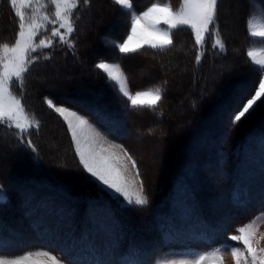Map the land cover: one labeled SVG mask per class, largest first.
<instances>
[{
    "label": "rangeland",
    "instance_id": "1",
    "mask_svg": "<svg viewBox=\"0 0 264 264\" xmlns=\"http://www.w3.org/2000/svg\"><path fill=\"white\" fill-rule=\"evenodd\" d=\"M133 1L134 0H130L131 6H133ZM89 5L90 7H88ZM65 7L72 9V3L60 5L61 11ZM184 7L187 6L183 4L182 8ZM262 8H264V0H225L221 17L224 32L227 36L230 34L236 35L237 40L230 45L232 53L230 57L225 60L219 59L209 62L201 68L199 83L192 82L191 73L188 75L184 73L188 68L192 69L186 55L172 56L166 59L163 64H158L156 60L150 59L147 62L139 58L134 60L127 59L126 63L133 68L131 70L134 72L135 82H140L142 83L141 86H143H138L139 88L133 89L129 85L128 76L124 68L119 61L112 58V50L106 47L109 38H111L109 31L122 29L123 20H121L120 24H116L112 21L113 15L115 17H119L120 15L114 13V8H110L106 0H89L88 4H84L83 0H79L77 7L72 9L71 12V21L75 26V31L71 33L68 39L74 46H79L81 48L80 51H75L76 53L73 52L71 55H74V57L71 58H68L66 54L62 56L58 54V52L56 53V48L64 47L63 49H65V52L70 48L66 44H62L58 37L53 38L54 43L50 47H45L31 53L32 57H39V59H36L35 62L30 65V70L24 74L23 90L21 91L18 83L11 84L13 94L22 97V104L28 116H34L35 119L39 121V128L32 127L29 134L25 136L24 143L21 144L17 129L8 128L0 124V193H2L5 198L4 201H0V213L6 214L7 212L11 214L9 216V218H11V223L21 222L22 217L20 216L21 213L19 214L18 212L17 204L18 197H16L17 195L15 196L16 193L13 189L16 187L15 184H13V182H15L13 179L15 178L22 180L30 177H37L40 179L38 180L39 184H42L41 180L48 178L52 179L56 174H62L61 176L65 181L63 185L67 186L73 184V186L76 187L75 196H80V194H77L80 190H90V192H92H88L86 196H83L85 198L98 196L93 192L101 190L79 163V157L76 155L72 132L69 131L68 123L65 122L66 124L64 123V126L62 125L61 128V123L59 124L57 122L58 126L56 122L52 121V118L48 117L47 113L44 112L45 110L41 109L42 100L49 108L46 103V98L51 99L56 106H65L71 111L77 112L88 121L91 127L85 125L83 126V131H81L79 122L72 117H68V120L72 123L73 129L76 131L79 145L83 149L99 153L101 156L110 157V162L120 170L131 194L139 193L142 178L143 194L147 197V201H158L159 199L157 198L160 188L162 189V187L166 186L167 181L171 183L176 171L179 169V171L185 173L184 175L188 177L191 184L204 197V206L210 207L213 203L215 204L221 201L224 203L225 196L223 189H225V187L222 185L221 181H225L226 177L224 176L229 175L231 169H227V167L225 169L223 168V164L220 165L216 162L219 161L217 158H219L220 155V158H222L224 154L221 152L222 145L225 141L226 143L228 141L233 142L235 139L232 146L234 147L236 144L235 141L242 140L245 133L254 128V123L256 121L258 122L261 117H264V100H262L257 102L254 109L251 110L246 117L242 118L235 127L232 126L231 121L228 119V110L235 105L237 98L242 93L249 95V97L251 94H254V85L258 86L257 78L264 76V73L260 71L259 77L256 75L257 73L244 72L243 69H245L246 66L242 60V55L240 56L238 54L241 45L244 44L242 42L243 21L240 18L241 14H249L246 30L250 35L252 31H257L259 29ZM180 9L173 11L176 12ZM56 10V6L52 5L51 0H17L15 5H11L9 0H0V55L4 56V64H9L12 59V53H5L3 45L8 44L9 47H11L15 43L19 31V17L21 15L24 17L25 32L28 31V23H30L32 19L46 26V30H39V38H34L33 40L34 43H39V39L51 38L52 28L59 27V24L62 22L61 20H57L56 24L52 25L48 23L47 20L43 19L45 15L50 19H56ZM140 12L141 11H135V13ZM130 28L131 23L129 30ZM158 28L168 33L171 30L167 24L162 22L159 24ZM60 31L64 32L65 29H60ZM127 36L128 35L121 41H119V39L113 40H118V45L122 43ZM220 44L223 45V48L219 46ZM212 45H216L215 48L218 50L224 49L223 41L216 30L213 32ZM204 46L205 43L202 47L198 46L199 52L203 53ZM261 47H264V41L250 35V40L246 41L244 44V52L248 54L250 50L259 49ZM89 48H93L95 51ZM117 49L118 52H120L118 47ZM67 52L69 53V50ZM99 53L101 55L97 56ZM76 54L77 57L75 56ZM44 56H47L48 59H44ZM250 58L258 65L257 67L259 70L260 63L264 62V53H254L253 57ZM78 60L83 64H79ZM93 60H95L97 64L100 62L118 63L121 66V70L126 74L128 88L133 94L136 91H146L156 87L162 89L163 99L154 107L155 113L152 112V108L143 107L147 108L148 113L135 117V119L144 118L143 120H147L148 118V127L153 124L154 128H156L151 132V127H149V129L148 127H146V129L143 127L139 128V126H144V123H134L136 129L133 128L131 130L132 133L141 131L137 134V140L133 143L134 152L131 151L130 153L124 145L98 128L94 123L95 119L89 117L91 116V112L83 111V109H88H86L82 103H78V99H75L82 96L89 97V95L95 97L98 93L99 82L95 80V74L91 67ZM84 61L86 63H84ZM148 73L151 75L149 76ZM161 73L167 81L158 76V78L155 79V74L160 75ZM243 74L246 75L243 76ZM239 76L246 77V80H241ZM235 78L236 80L233 83V79ZM229 85L230 89L227 91L226 88H228ZM166 86L168 90H165ZM51 89H53L54 93L49 92ZM166 91L168 94H166ZM165 94L166 97L164 98ZM110 97L114 99L113 94H110ZM86 100H84V102H86ZM195 102L198 104V107L194 110L192 105ZM160 105H162V107H160ZM49 109L54 111L61 121H65L53 108ZM23 122L25 127H28V122ZM5 123L9 122L5 121ZM145 130L148 131V135L144 133L146 132ZM177 134L180 136V140ZM142 135H146V138L142 139ZM181 137L186 138L182 139ZM28 139H31L36 147L37 151L35 153L27 147ZM116 145L120 147H115ZM225 146L227 147V145ZM125 150L137 161L141 173L140 178H137L136 170L132 167L131 160L124 154ZM249 154L250 153L245 157V163L248 165L245 170L250 173V181H245L248 184L251 183L254 185L258 180H260L259 182H264V175L261 171L262 166L259 165V161L256 162L254 156ZM230 156L231 158L233 157L231 154ZM200 157H202L201 160ZM73 160L75 162H72ZM176 166H178V168L175 171L174 168ZM157 167L158 169L160 167V172L156 170ZM34 169L37 170L35 171L36 173ZM156 171L159 174L155 173ZM156 174H158V176L160 175V177L158 178ZM29 175L31 176L29 177ZM84 192L85 191H83L82 194ZM104 195L117 205V207L121 208L126 218L130 222H134L135 226L139 224L142 225L143 223V225H145L144 228L152 226L149 220V214L140 212L141 215L136 211V208L141 206L144 207L146 204L129 205L127 202H120L123 200V197L117 200L108 192H104ZM248 199L249 200L242 206L230 205L227 206V208H218L220 213L224 214V219L220 220L217 218L218 220H215L217 221L215 224L219 225L221 222L223 224H229L230 221L224 222V220L232 214L235 215L240 213L237 211H241L240 208L243 206L250 208L253 204H262L264 201V187H261L257 191V194L255 193L253 199ZM28 200L29 202H26L27 205L35 202L32 199L31 201L30 199ZM4 214L2 215L6 218ZM248 224L252 225L250 230L252 233V247L257 250L264 249V210H262L248 219L244 224L239 225L236 231L230 233L228 242L203 250L174 249L165 251L151 264H158V262L169 264V262L172 261L179 264L181 260L192 261V258L197 254H203L205 252L210 253L217 248H224L226 246L228 250L222 252V259L218 261V264H237V260H234L231 255V247H239L243 251V255L238 256V264H251V257L248 255L243 244H237L236 241L230 239L233 235H239L237 230L240 227ZM227 230L228 228H226V231ZM135 231L137 230L135 229ZM145 232L146 231H144L143 234H145ZM33 242H35L33 239H26L23 243V246L26 247L24 250L12 248V251L10 250L8 252L4 250L0 252V259H3L5 264H11V261L29 252L35 253L44 251L50 252L57 258L64 257L59 252H56L59 247L58 243L54 241L45 244L48 245L45 247H33V244H31ZM257 255L258 257H264V252L258 251ZM66 259L63 258L64 261L68 260ZM211 259V257L206 259L204 264H211ZM32 261L42 262V264H52L51 258L43 255H33L29 257L28 264H31Z\"/></svg>",
    "mask_w": 264,
    "mask_h": 264
},
{
    "label": "trees",
    "instance_id": "2",
    "mask_svg": "<svg viewBox=\"0 0 264 264\" xmlns=\"http://www.w3.org/2000/svg\"><path fill=\"white\" fill-rule=\"evenodd\" d=\"M106 1H108L110 8H114V13L120 15V18L114 15L112 18L123 20L122 29L110 33L111 38H109L106 47L112 50V58L119 61L124 68L128 76L129 85L133 89L143 86H141L142 83L135 82L134 72L131 70L133 68L126 63L127 59L134 60L139 58L144 62L151 59L156 60L158 64H163L166 59L172 56L186 55L192 69L188 68L184 73L187 75L191 73L192 82L199 83L201 68L209 62L219 59L225 60L232 54L230 45L237 40V37L232 34L227 36L224 32L221 17L225 0H218L216 21L224 49L218 50L212 45V33L205 41L203 56L199 64L196 62V54L199 49L195 43L194 35L189 28L184 26L174 29L172 33L173 43L164 49H153L149 46H144L136 52L121 53L118 52L116 46L118 40H113L119 39L121 41L128 35L132 18L131 12L141 11L155 2H169L172 6H178L181 0H134L131 10L116 4L114 0ZM248 16L249 14L245 15L242 13L240 17L243 21L242 42L244 44L250 40V35L246 30ZM214 30L216 29L213 28V32ZM244 44L241 45L238 52L240 56L242 55V60L246 66L243 71L257 73L256 75L259 77L258 65L244 52ZM63 48H56L55 51L62 56L66 54L68 58L74 57L71 54L75 51L79 52L81 49L75 45L74 48L68 49V53V50L65 52ZM99 55L101 54L99 53L97 56ZM75 56L77 57V54ZM84 63L86 62L84 61ZM79 64L82 65L83 63L80 61ZM96 64L95 60H93L91 67L95 74V80L99 82L98 93L95 97L89 95V97L82 96L75 99H78V103H82L88 109H83V111L91 112V116H88L95 119L94 123L98 128L124 145L130 153L131 151L134 152L133 143L137 140V134L141 132L132 133L131 130L136 127L134 123H144V126H139V128L143 127L146 129L148 127L147 122H149L147 116L148 121L143 120L144 118L135 119V117L148 113V110L147 108L131 107L130 102L120 94L115 83L109 81L106 73L98 69ZM245 75L243 74V76ZM155 76V79L158 77L164 78L162 73L160 75L155 74ZM239 77L241 80H246V77ZM236 78L233 79V83ZM164 80L167 81L165 78ZM229 89L230 85L226 90L228 91ZM165 90H168L167 86ZM49 92L54 93L53 89ZM110 94L114 95L115 100L110 97ZM166 94H168L167 91ZM67 99L71 100L70 98ZM41 106V109L45 110L44 112L47 113L48 117L53 119L52 121L61 123V128L62 125L64 126L65 121H61L59 116L49 109L43 100ZM192 107L195 110L198 104L195 102ZM152 112L155 113L154 108H152ZM254 124V128L248 130L242 140L235 141L234 147L232 146L235 139L233 142L228 141L226 143L225 141L221 149L224 154L222 158H220L221 155L217 158L219 160L216 161L217 164H223V168L231 169L229 175L224 176L226 177L225 181H221L225 187L223 189L225 202L222 203L221 201L222 205L213 203L210 207L204 206V197L191 184L188 177L184 175L185 173L179 171V169L177 170L178 166H176L174 169L177 171L172 182L169 183L167 181V185L162 187V189L160 188L157 198L159 200H150L144 207L136 208L138 213L149 214V220L152 223L151 227L144 228V223L135 226L134 222H130L126 218L124 211L108 199L101 190L93 192L98 196L83 197L90 190H80L77 192L80 196H75L76 187L73 184L63 185L65 181L61 176L62 174H56L52 179L50 178L51 180L49 178L41 180L42 184H39V178H32L30 177L31 175L27 179H13L15 181L13 184L16 186L13 189L16 193L15 196L17 195L16 197H18V212L19 214L21 213L22 219L19 223H11V218H9L11 214L7 212L6 214L0 213V252L4 250L9 252L10 250L12 251V248L24 250L26 247L23 246V243L26 239H33L35 241L31 243L33 247L48 246L45 244H49L50 241L58 243L59 248L56 252L62 254L64 259L67 258L71 261V264H151L165 251L174 249L203 250L228 242L230 233L236 231L239 225L244 224L256 213L264 210V201L260 205L253 204L250 208L243 206L240 208L241 211H237L240 213L232 214L224 220V222L230 221L229 224H223L222 222L219 225L215 224L217 222L215 220H218L217 218L220 220L224 219V214L220 213L217 208H227L230 205L242 206L249 200L248 198L253 199L255 193L257 194V191L264 187V182H259L260 180L255 185L248 184L245 181H250V173L245 170L248 166L245 163V157L248 153L255 157L256 162L259 161L264 175V117H261ZM149 127L152 128L151 132L156 128H154L153 124ZM145 131L144 133L148 135V131ZM146 135H142V139H145ZM230 154L233 156L232 158ZM72 162L75 161L73 160ZM35 171L37 170L34 169ZM83 191L85 192L82 194ZM28 199L30 201L32 199L35 202L27 205ZM2 214L6 215V218ZM226 228H228L227 231ZM144 231H146L145 234H143Z\"/></svg>",
    "mask_w": 264,
    "mask_h": 264
},
{
    "label": "snow or ice",
    "instance_id": "3",
    "mask_svg": "<svg viewBox=\"0 0 264 264\" xmlns=\"http://www.w3.org/2000/svg\"><path fill=\"white\" fill-rule=\"evenodd\" d=\"M9 2L11 5H15L17 0H9ZM114 2L131 10L130 0H114ZM51 3L57 9L55 13L56 19H50L47 15L43 19L52 25H55L57 20L62 21L59 27L52 28L51 38L39 39V43H34V38H39V30H46V26L32 19L28 23V31L25 32V20L23 15H21L19 17V31L15 43L11 47L8 44L3 45L5 53H12V59L9 64H4V56L0 55V124L8 128L17 129L21 144L24 143V138L29 134L32 127L39 128V121L34 116H28L22 104V97L13 94L11 84L18 83L21 91L23 90L24 74L30 70V65L36 59H39V57H32L31 53L45 47H50L54 43L53 38L58 37L62 44H66L69 48L74 47L68 37L75 31V26L71 21V12L72 9L77 7L79 0H51ZM69 3H72V9L65 7L61 11L60 5H68ZM83 3L88 4L89 0H83ZM183 4L187 7L181 8L176 12L169 5L160 3L152 4L146 11L139 14L131 12V31L127 39L116 45L119 51L121 53H130L136 52L145 45H149L153 49H164L171 45L173 43L171 35L157 27L161 22L167 24L170 29H175L181 25L190 26L194 30L196 45L202 47L213 33V28L218 32L216 24L218 0H183ZM260 19L261 24L259 29L252 31L250 35L264 41V8L261 10ZM60 29H65V31L61 32ZM219 46L223 48L222 44ZM257 52L264 53V47L252 49L248 52V55L249 57H253L254 53ZM202 56L203 53L198 51L196 54L197 64L201 61ZM43 58L48 59L47 56ZM96 67L107 74L109 81L115 83L120 94L127 98L133 108H154L163 99V92L160 87L146 91H136L133 94L128 88L126 74L121 70V66L118 63L100 62L96 64ZM259 71L264 73V62L260 63ZM262 100H264V76L258 78V86L254 85V94H251L249 97V95L242 93L237 98L235 105L228 110V119L231 121L232 126L235 127L242 118L246 117L254 109L257 102ZM46 103L49 108H53L68 123L69 131L72 132L76 155L79 157V163L84 171L89 174L90 178H92L93 182L97 183L102 191L110 193L117 200L123 197V200L120 201L121 203L127 202L129 205L147 204V197L143 194L142 178L139 193L131 194L120 170L110 162V157L101 156L99 153L83 149L79 145L76 131L73 129L68 117H72L79 122L81 131H83V126L85 125L91 127L88 121L77 112L71 111L65 106H56L49 98H46ZM5 121L9 123H5ZM23 121L28 122V127H25ZM27 147L33 153L37 151L31 139L27 140ZM115 147L120 146L116 145ZM124 154L131 160L132 167L136 170V176L140 178L141 173L137 161L126 150ZM4 200L3 194L0 193V201ZM251 228V224L240 227L237 230L239 235H233L230 239L236 241L237 244H243L248 255L251 257V264H257V262L258 264H264V257H258L257 255L258 251L264 252V249L257 250L252 247ZM226 250H228L227 246L217 248L210 253L197 254L192 258V261L181 260L179 264H204V261L209 257L212 258L211 264H218V261L222 259V252ZM33 255L49 256L52 264H71V261H64L63 258H57L48 251L29 252L11 261V264H28L29 257ZM231 255L234 260H237L238 264V256L243 255V251L239 247H231ZM0 264H5V261L0 259ZM31 264H42V262L32 261ZM158 264H164V262H158ZM169 264H176V262L172 261Z\"/></svg>",
    "mask_w": 264,
    "mask_h": 264
},
{
    "label": "bare ground",
    "instance_id": "4",
    "mask_svg": "<svg viewBox=\"0 0 264 264\" xmlns=\"http://www.w3.org/2000/svg\"><path fill=\"white\" fill-rule=\"evenodd\" d=\"M119 18H120V16H119ZM117 19V18H113L112 20H113V22H116V23H121V19ZM108 29V28H107ZM114 33V32H117L115 29L114 30H112V31H109V33ZM236 36V35H235ZM151 60V59H150ZM205 99V98H204ZM184 120V119H183ZM174 121V120H173ZM172 122V121H171ZM191 124V123H190ZM223 124V123H222ZM186 131V130H185ZM189 131V130H188ZM181 133V132H180ZM186 133V132H185ZM184 134V133H183ZM173 135H175V134H173ZM172 135V136H173ZM182 135V134H181ZM171 136V135H170ZM183 136H185V135H183ZM177 137H179V140H180V136H178V134H177ZM169 138H171V137H169ZM176 138V137H175ZM182 138V137H181ZM186 138V137H185ZM185 138H182V139H185ZM173 139V138H172ZM171 139V140H172ZM178 142V141H177ZM175 143V142H174ZM181 145V144H180ZM173 150V149H172ZM175 150V149H174ZM201 158L202 157H200V160H201ZM7 160V159H6ZM8 161V160H7ZM197 161V160H196ZM199 161V160H198ZM49 162V161H48ZM200 162V161H199ZM7 163V162H6ZM54 163V162H53ZM8 165V164H7ZM202 165H204V164H202ZM201 165V166H202ZM3 166V165H2ZM4 167H6V166H4ZM3 167V168H4ZM58 167V166H57ZM52 168V167H51ZM58 168H60V167H58ZM159 169H160V167H159ZM158 169V167H157V169L156 170H158L159 172H160V170ZM56 170V169H55ZM5 171V170H4ZM155 173H158L157 171L155 172ZM159 174V173H158ZM158 174H156V176L159 178L160 177V175L158 176ZM157 177H155V178H157ZM154 178V177H153ZM157 178V179H158ZM148 179V178H147ZM155 180V179H154ZM153 180V181H154ZM147 181V180H146ZM158 181V180H157ZM155 182H156V180H155ZM218 190V189H217ZM213 191V190H212ZM214 192H215V190H214ZM6 193V192H5ZM10 193V192H9ZM153 194V193H152ZM214 194H216V193H214ZM213 195V194H212ZM11 196V195H10ZM220 203V202H219ZM219 205H222L221 203L219 204ZM216 207H218V206H216ZM213 209V208H212ZM218 209V208H217ZM211 211H215V210H211ZM213 214V213H212ZM16 223V222H15ZM16 225V224H15ZM138 232V231H137ZM143 236H145V235H143Z\"/></svg>",
    "mask_w": 264,
    "mask_h": 264
},
{
    "label": "crops",
    "instance_id": "5",
    "mask_svg": "<svg viewBox=\"0 0 264 264\" xmlns=\"http://www.w3.org/2000/svg\"><path fill=\"white\" fill-rule=\"evenodd\" d=\"M155 3L167 4V5H169V6L172 8V10H178V9L182 8V6H183V0L180 1V3H179L178 6H172L169 2H155ZM152 4H154V3H151L150 5H148L145 9L141 10V12L146 11L149 7L152 6ZM123 7H124V6H123ZM125 8H127V7H125ZM141 12H140V13H141ZM137 14H139V13H137ZM158 27H159V25H158ZM179 27H180V26H179ZM184 27L189 28V29L192 31V33H193V35H194V38H195V34H194V31L192 30V28H191V27H188V26H184ZM159 29H161V28H159ZM130 31H131V28H130V30H129V33H130ZM173 31H174V29H171L170 32H169V34L171 35V37H172V33H173ZM166 32H167V31H166ZM129 33H128V34H129ZM126 39H127V37H126Z\"/></svg>",
    "mask_w": 264,
    "mask_h": 264
}]
</instances>
